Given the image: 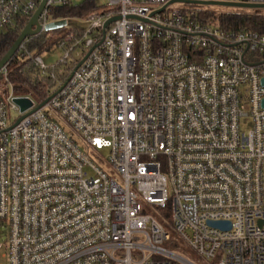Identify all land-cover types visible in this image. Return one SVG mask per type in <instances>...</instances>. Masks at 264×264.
<instances>
[{
    "label": "built area",
    "instance_id": "2783aa9c",
    "mask_svg": "<svg viewBox=\"0 0 264 264\" xmlns=\"http://www.w3.org/2000/svg\"><path fill=\"white\" fill-rule=\"evenodd\" d=\"M74 1L48 0L43 29L53 8ZM174 1L109 0L87 29L61 32L65 56L50 67L25 41L19 52L51 80L48 70L68 65L76 48L87 50L78 65L96 47L26 117L38 104L20 97L32 101L22 112L7 66L0 71L12 89L0 99L8 264H195L169 249L171 230L205 263L264 264V33L226 30L200 20L209 11L177 6L264 0ZM41 2L0 0V34Z\"/></svg>",
    "mask_w": 264,
    "mask_h": 264
},
{
    "label": "trees",
    "instance_id": "16d2710c",
    "mask_svg": "<svg viewBox=\"0 0 264 264\" xmlns=\"http://www.w3.org/2000/svg\"><path fill=\"white\" fill-rule=\"evenodd\" d=\"M97 10L95 0H86L75 6L53 8L50 19L52 21L66 19L70 22L76 18H87L91 13ZM200 20L202 22L213 23L226 30H251L257 33H264V11H242L226 14L204 12L201 14ZM27 23V18L18 19L13 28H8L0 34V61L15 43ZM72 27V31L79 30L75 25ZM61 31H63V29L56 32ZM37 38L38 37L29 38V50L37 46ZM7 69L9 72L8 80L12 84L14 93L17 97H24L28 94H32L42 103L51 95L49 90V86L52 82L51 78L42 76L33 60L23 57L21 52L15 55L7 65ZM167 215L166 217H169ZM160 219L165 221L162 218ZM168 247L177 253H181V250H184V246L179 243L175 235H172Z\"/></svg>",
    "mask_w": 264,
    "mask_h": 264
},
{
    "label": "rangeland",
    "instance_id": "374dc122",
    "mask_svg": "<svg viewBox=\"0 0 264 264\" xmlns=\"http://www.w3.org/2000/svg\"><path fill=\"white\" fill-rule=\"evenodd\" d=\"M86 0H75L71 6L79 5ZM109 0H95V5L97 9H102L105 6H107ZM178 7H189L194 10H204L213 12L216 14H226V13H238L242 11H256V10H246V9H239V8H232V7H223V6H213V5H192V6H184L182 4H178ZM75 25L79 29H87L89 27V23L86 21V18H76L70 22H68L67 28L63 29L65 30H71L73 28L72 26ZM61 31V32H63ZM61 32H43L41 35L37 36V46L33 47L30 51L35 56H41L46 63L47 66H53L56 65L61 58L65 56V50L62 49L59 46L58 42H55L59 39ZM87 50L85 48H76L70 58L68 65H58L56 69L50 68L48 72L50 74H54L56 79L52 80L49 90L50 93L53 94L56 90L59 89V87L68 79V77L71 75L72 71L74 70L75 66L77 65L78 60H80V56L84 54ZM12 93V89L6 84L4 80L0 82V99L6 101ZM16 95V94H15ZM26 98L31 99L36 104H40L39 100L32 94H28L24 96ZM45 113L48 116L53 117L61 124V126L65 129V131L73 136L81 149L88 153L93 160L95 158H99L98 154L90 153L87 146L81 141V139L73 133L71 128L65 123V121L58 117L56 114L52 113L49 109H45ZM15 118V117H14ZM14 120V119H12ZM12 120L10 122H12ZM11 125V123L9 124ZM242 131L245 133H249L252 129V121L251 119H244L241 123ZM101 156L103 159H107L110 155L109 149H104L101 152ZM87 172H90L88 169ZM171 235H176L175 231H170ZM9 242V227L7 223L0 220V264H8L7 260L4 258V255L7 253V247ZM184 250H181V255H183L185 258L189 259L191 262L195 264H210L205 263L202 260L195 257L193 252L185 245Z\"/></svg>",
    "mask_w": 264,
    "mask_h": 264
},
{
    "label": "water",
    "instance_id": "95a60500",
    "mask_svg": "<svg viewBox=\"0 0 264 264\" xmlns=\"http://www.w3.org/2000/svg\"><path fill=\"white\" fill-rule=\"evenodd\" d=\"M47 1L48 0H42L41 4L39 5V8L33 14V16L31 17V19L28 21L27 25L24 27V29L20 33L19 37L15 41V43L12 45V47L10 48V50L3 57V59L0 61V71L11 62V60L19 52V49H20L21 45L25 41H27L29 38L37 37V36L41 35L43 32H47V33L48 32H55V31H59V30H62V29L67 28V26H68V20L64 19V20H58V21L50 22L43 29L42 25L39 23V17L41 16L43 10L45 9V6H46ZM174 2L180 3L182 1L176 0ZM174 2H170L169 4L174 3ZM184 3L196 4V5H213V6L232 7V8L246 9V10H264V5L246 4V3H238V2H220V1H209V2H195V1H193L192 2V1H187V2H184ZM164 9H162L161 11H163ZM117 18L118 17L109 20L106 23L105 28H107L110 25V23H112L113 21H115ZM103 40L104 39H102V41ZM95 48L96 47L92 48L88 52V54L83 58V60L72 71V73L69 76V78L67 79V81L56 92H54L53 94H51L44 102L40 103L36 107L35 110L29 112L24 117H26L30 113H33L36 110H39V109L44 108L46 106V104L52 98H54L56 95H58L62 91V89L64 88V86L68 83V81L72 78V76L74 75L75 71L84 63V61L88 58V56L90 55V53ZM262 84L264 85V79L262 81ZM14 102L21 108V111L22 112H24L27 109H29V108L32 107V101L29 100V99H26V98L17 97V98H15ZM263 107H264V101H263ZM23 118H21L17 123H19Z\"/></svg>",
    "mask_w": 264,
    "mask_h": 264
}]
</instances>
